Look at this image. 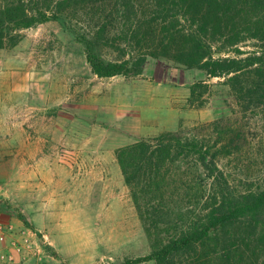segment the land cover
I'll return each mask as SVG.
<instances>
[{
  "label": "rangeland",
  "instance_id": "1",
  "mask_svg": "<svg viewBox=\"0 0 264 264\" xmlns=\"http://www.w3.org/2000/svg\"><path fill=\"white\" fill-rule=\"evenodd\" d=\"M69 25L44 22L0 48V264L11 253V264H117L149 253L117 158L140 137L230 117L264 144V120L252 121L224 78L152 57L140 76L100 78Z\"/></svg>",
  "mask_w": 264,
  "mask_h": 264
},
{
  "label": "trees",
  "instance_id": "2",
  "mask_svg": "<svg viewBox=\"0 0 264 264\" xmlns=\"http://www.w3.org/2000/svg\"><path fill=\"white\" fill-rule=\"evenodd\" d=\"M52 20L71 24L100 78L165 58L224 78L264 120V0H0V48ZM244 124L219 118L117 150L152 245L117 264H264V144Z\"/></svg>",
  "mask_w": 264,
  "mask_h": 264
},
{
  "label": "built area",
  "instance_id": "3",
  "mask_svg": "<svg viewBox=\"0 0 264 264\" xmlns=\"http://www.w3.org/2000/svg\"><path fill=\"white\" fill-rule=\"evenodd\" d=\"M3 230H4V226H3V224L0 223V232H2ZM28 234L30 235V234H32V232L30 230H23L21 232V235H22L21 238H22L23 243H25V244H27V243L30 242V236H27ZM15 246H16V249H18V250H21L22 249V246H21L20 243L17 244V242H16L15 243ZM2 258L4 259L5 262L6 261L11 262V259L14 258V254L11 253V255H9V256L7 254H5V255L3 254V257Z\"/></svg>",
  "mask_w": 264,
  "mask_h": 264
},
{
  "label": "crops",
  "instance_id": "4",
  "mask_svg": "<svg viewBox=\"0 0 264 264\" xmlns=\"http://www.w3.org/2000/svg\"><path fill=\"white\" fill-rule=\"evenodd\" d=\"M6 262H8V264H11V262H9V261H6Z\"/></svg>",
  "mask_w": 264,
  "mask_h": 264
},
{
  "label": "water",
  "instance_id": "5",
  "mask_svg": "<svg viewBox=\"0 0 264 264\" xmlns=\"http://www.w3.org/2000/svg\"><path fill=\"white\" fill-rule=\"evenodd\" d=\"M0 188H1V186H0Z\"/></svg>",
  "mask_w": 264,
  "mask_h": 264
}]
</instances>
